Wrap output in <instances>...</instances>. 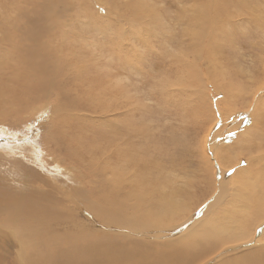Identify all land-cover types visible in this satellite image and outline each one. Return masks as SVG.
<instances>
[{
	"label": "bare ground",
	"instance_id": "6f19581e",
	"mask_svg": "<svg viewBox=\"0 0 264 264\" xmlns=\"http://www.w3.org/2000/svg\"><path fill=\"white\" fill-rule=\"evenodd\" d=\"M59 1L62 0H14V2L10 1L9 3L0 0V72L8 67L10 61L18 52V59L17 57L14 58V63L18 61L21 64L24 57H28L26 59V64H24L26 65L27 71L28 69H33L40 77L38 78V75L35 76L34 73H31L30 79L27 72H25L20 65L22 73L18 70L20 73L19 75L26 80L25 84L26 86L28 85V87L23 92L19 89V97H25L27 99L25 102H28L31 106H33L35 101L42 98L41 94L35 92V87L40 89L44 97L50 94L46 85L54 75L52 70L49 72L47 68L53 61L50 60V58H44L48 56L49 51L56 50L57 52L58 49L63 55H65V53L72 54L74 57H71V60L68 61L70 63L79 61L84 65L80 68H83L84 72L86 68L87 72L91 73L89 76H93L92 74L97 75L98 71H105L106 68V71L108 68L118 71V67L124 68L127 65L126 57L129 52L131 53V51H133V48L130 47H127L129 48L127 52L122 48L124 44L129 46L127 44L132 39L135 40L139 38L136 37V32H138L139 29L143 28L141 29L143 31L147 22L151 23V27L149 28H154L156 30L163 28L164 31L167 27L166 19L163 18V15L159 12L160 10L156 9L151 0H97L100 5L106 6L108 10L116 13H113L112 16L119 18L118 24H114L110 19H105L98 24L90 22L80 29L74 28L72 32L67 33L64 31L66 29L64 27L66 23H64L62 28L59 27V31L53 32L55 34H53L55 36L53 38L59 40H57V42H59V44H56L57 47L54 48L52 46L55 41L52 44H50L49 41L50 48L45 54L42 53L45 56L40 59L35 53L36 49H34L32 41L37 39V36L41 35V33L43 34V30L47 29L48 32L49 28L46 25L48 21L45 23V19L49 14H53L56 11V9H53L54 7L52 8V4L55 6ZM89 1L90 0H68L66 2L64 1V3L67 4V7L69 6L74 10L77 9L80 11V8L87 10L88 17H91L90 8L88 7ZM156 1L158 2V0ZM241 1L242 0H203L202 5L199 6V4H197V6L195 4L192 6L193 10H190L193 11V14L189 11L191 16L190 14L188 15L187 9H180L178 13H176L182 30V32H180V39H182V41L186 39L187 44L179 42V44L181 43L179 54L169 56L172 59H170V61L166 58L164 60L163 58L159 59V56L156 55L152 56V47L147 46L149 50L147 60L145 59L146 61L144 62L139 59V64L147 65L148 68L154 67L152 68L154 70L157 68V70L159 69L162 71L165 77L168 74V77H171L173 74L172 77L175 75L176 78H178L177 81H175L178 83V86L185 84V86L195 88L194 90L196 91H200L205 87L207 81L206 76L215 84H218L217 81L219 78L223 79H221L223 83L225 79L226 82L223 86L227 95H231L235 98V100H232V102H229L227 105L228 107L234 108H232L230 112H227L226 121L228 124L224 126V128H226V135L233 136L235 134L233 133L234 130L240 125L233 126L231 130H229V127L233 125L236 120L241 118V116H246V121L248 117L251 118V115H243L245 113H241V110L249 111L250 109L253 113L254 120L258 122L251 127H245L246 132H243L240 137L242 141L245 140V138L247 139V137H249L248 135H250V138L246 141L247 147L244 148L243 145L245 144L241 145L243 147L239 146V149L241 148L243 151L245 149L248 155H250L247 160L248 164L245 167L238 168V166H240L237 164L240 160L239 158H230L226 156L227 159L225 160L224 152L228 153L227 150L229 151L228 143L226 145L221 141L219 145L217 143H212V147L211 145L207 146L206 141L212 131V127L202 131L204 132L202 136L199 134L202 142L193 145L196 150L189 151V154H187V158L189 156L193 158V154H195L194 151H196V156L198 154L201 157L199 162H193L192 158L187 160L185 158L186 156L184 157L186 154H182L180 158L175 153L173 155L174 157H172L174 158V162L172 161L173 164L192 161L198 168V175L204 176V178H200L201 176L197 177L202 184L200 185L194 182L196 183V191L192 189V192L178 190L177 188L168 195L160 193L156 189L157 180L154 176H151L149 173H142L140 175L133 174L135 171L139 173L138 169L140 166L137 165L135 167L132 160L128 162L129 169L124 170L125 164H127L126 151L123 157L120 158L122 164L120 165L119 161L115 162V164H119L120 167H115L111 170L108 168L109 163H101L103 160L97 161L94 157H84V163L79 170L80 174L77 178L78 182L76 183V179L71 182L81 185L82 188H71V196L63 194L65 200L70 203L71 209L68 211L65 204L60 201L61 198H59V194L61 192L59 191L58 181H56L54 177L51 176L53 182L56 183H54L56 185L54 189H50L46 192L39 187V184L44 183L48 185L49 183L43 175V170L46 166L41 162L40 158V148L42 147H40L41 143H38L40 140L36 142V139L32 137L22 140L18 139L19 141L16 142L18 144L13 145L14 148L11 149L12 146L9 145L10 142H5L4 139H1V136L6 137V135L9 134L5 133V128H1V126L0 143H2V147H0V150H8L14 155L7 158L0 153V160L2 159L1 157H5L4 159L9 162V171L14 168V182L6 184L0 181V264H17L14 254L20 252L21 255L19 258L24 260L22 264H197L200 259L211 253H214L215 260L219 261V264H264V57L257 56L258 60L263 62L262 69H254L255 76L252 78L253 82L251 83L253 86H256V89L250 91L248 94L249 90L246 87H250L248 86L249 79H247L245 72L241 70L240 67L232 64L231 61L234 60V58L230 54V50L234 47V43L237 45L246 44L248 47L260 46L259 48H264V16L260 14L262 11L264 14V7L262 8L259 7L260 5H257L256 9L258 13L255 15L247 9L249 5H241ZM256 1L260 2V0ZM157 2L156 6L158 4ZM260 4L262 5V2ZM25 5L27 7V12L23 10L25 9ZM63 6H65V4H63ZM96 7L100 11L104 9L98 4H96ZM166 7L169 9L170 6ZM22 11L26 13L21 18H17L20 19L21 22H19L20 20L15 21L12 16L15 15V12L21 14ZM163 11L165 12V10ZM56 15L57 14H54V16ZM62 19L63 18H61V21ZM241 22L244 24V27L241 25ZM21 24L24 27H21ZM51 24H55V22ZM68 25H71L72 28V23ZM125 26H127L126 29H124ZM25 27L28 28L29 31H27ZM104 28L113 30V34H104ZM22 29L25 30L24 35L19 34V31ZM49 35V38H51L52 33ZM128 36L131 37L127 38ZM53 38L51 39L54 40ZM145 38L146 37L143 39ZM169 38H167V43L171 45ZM46 39H48V36ZM84 39H87V42L81 41ZM159 43L164 44L165 40ZM141 44L143 45V43ZM40 46L42 47V44ZM36 47H38L37 44ZM133 47H135V45ZM163 50L164 49L161 51ZM138 51L139 50H137V52ZM154 51L156 50L154 49ZM96 53H98L97 55L102 61L101 63L98 60L99 68H102L100 70L94 68L95 66L93 68L89 67L88 64L96 58L94 57ZM30 55H37L39 57H37L38 67L34 65L33 67L30 66V64H32L29 63ZM131 55L134 57L137 53L133 51ZM160 55L166 57V55L169 54ZM56 56L54 58H56ZM103 57H105L106 60L103 59ZM231 58L233 59L231 60ZM59 61H62V59H59ZM203 63L208 65L207 72L203 67ZM53 64H55V61ZM257 66H259V64H257ZM179 69H181L180 72ZM104 71L99 74L103 76V79L99 78L98 82L100 80L105 83L106 76ZM203 71H205V73H203ZM111 72L114 73V71ZM6 73L8 72H5V74ZM184 73L185 75H180ZM108 74L112 76L111 73ZM261 75L263 77L262 82L260 80L257 81L255 77ZM8 77H10V75ZM18 77L14 76V78ZM2 78L3 76L0 77V97L5 100V103L1 104V107L11 104L15 109H30L31 107L23 108V105H20L19 101L14 98L18 91H12L13 89L11 90L7 85L8 83H5ZM110 78L111 77L107 79L108 82H111ZM161 79L163 80V78ZM229 80H238V89L241 91L240 93L245 95V99H248L249 96L252 101L247 103L245 100L243 101V98L242 101L245 103H234L240 100L237 94L239 90L232 92L231 90L234 86L231 88L230 85L232 84H229ZM15 82L18 83L16 80ZM75 83H77V81ZM117 83L121 88L125 86L121 85L119 82ZM166 83L168 82L166 81ZM87 86H89V89L90 85L87 84ZM164 91L166 92L167 90ZM97 92L98 91H96V93ZM121 92L122 94L124 93L122 89ZM182 92L183 91H181V93ZM61 94L63 93L61 92ZM124 95L126 96V94ZM117 98L120 100L119 97ZM110 99H112V97ZM15 102L18 103V106L15 105ZM137 103H139V101H137ZM236 104H238L237 107H235ZM139 108L141 111V107ZM105 110H107V112L109 111L106 106ZM207 112L208 108L198 112L194 110L191 111L197 124L204 123L201 118ZM15 113H17V111ZM74 116H79V114ZM104 116L105 113H101V115H96V118L105 119ZM133 118L135 119V117ZM139 118L138 121H140ZM75 120L76 119L73 118L70 121V126L71 123L73 125L75 124ZM77 121H80V119ZM104 122L106 123V119ZM80 123V130H82L83 126H86V128L88 127V125L81 121ZM106 124L110 126L109 123ZM131 124L133 125L132 122ZM14 125L16 124L14 123ZM57 126H59V123ZM130 128L129 126L128 129L132 130ZM128 129L127 131H129ZM116 131L118 132L116 129L106 130V132L103 133L100 131L95 132L98 133L97 135H91V133H89V139L87 138V140L82 138L83 136L80 132L74 131L68 134L66 133L64 139L69 146H77V149L83 152V154L90 153L88 149V145L90 144L91 147H96L98 153H102L105 151L102 141H107L111 145L110 159L109 157L108 159L105 157L103 159L111 163L112 155L114 154L113 144L120 136ZM141 131H143V129H141L140 132ZM215 136H217V134H215ZM12 138H14L13 135ZM14 140L16 139L14 138ZM182 143L183 142L178 146H172V148L177 150L182 146ZM129 145L127 148H129ZM65 149L68 150L70 154L73 151L66 147ZM128 150L129 153L132 152L136 153L138 157L141 156L139 158V164H142L144 161V152L141 155L140 151L132 149L131 145ZM151 154L152 153H150V156H152ZM237 154L240 155V158L242 157V154ZM85 158H87V160ZM243 158H245V156ZM81 159L83 160V158ZM136 160L137 159H134V161ZM70 163L74 164L75 161L73 160ZM100 164H102V166ZM48 172L50 175L51 170ZM98 173H103V175L101 176ZM99 175L101 177H98ZM202 179L204 180L202 181ZM193 187L194 186H192V188ZM51 190L55 191L56 196L51 193ZM155 195H157V198H155ZM57 219H63L67 224L66 226L74 227V229L64 232L61 231L62 233H59L60 230L57 231L53 228L54 226L52 227V223L55 220L57 221ZM176 234L179 236L178 240L172 237L173 235L177 236ZM156 242L160 243L162 247L157 245ZM236 247H242V249L238 248L239 250L235 251L237 254L233 255L237 256L233 257V259H228V255L222 257L217 256L227 248ZM14 249L17 252L14 253Z\"/></svg>",
	"mask_w": 264,
	"mask_h": 264
},
{
	"label": "rangeland",
	"instance_id": "374dc122",
	"mask_svg": "<svg viewBox=\"0 0 264 264\" xmlns=\"http://www.w3.org/2000/svg\"><path fill=\"white\" fill-rule=\"evenodd\" d=\"M3 1L4 2L7 1V3H9L10 1L14 2V0H3ZM64 1L66 2L68 0L59 1L56 4L57 6L56 5L54 6V4H52L53 5L52 8L54 7L53 9H56V11L53 14H49L47 16V17H51V18L46 17V19H45V23L48 21L46 23L47 27L49 28L48 32H47V29L43 30L44 35L41 33V35L37 36V39L32 41V43L34 44V49H36L35 53L40 57V59H42V57L45 56L43 54H45L49 50L50 44H52L54 41H55V43H53L52 46L54 48L57 47L56 44H59V42H57V40H58L57 38H53V37H55L54 33L59 31L60 28H62V25H64V23H66L64 26L66 29L64 31L67 33L72 32L74 28L80 29L82 26L89 24L90 22L98 24L99 22H101L105 19H110L111 21L114 22V24H118L119 18H115L112 16L113 13L114 14H116V13L114 11L111 12L110 10H108V7L100 5L97 2V0H90L88 2V7L90 8V12H91V17H88V11L87 10H85L83 8H80V11L77 9H75V10L71 9V7H69V6L67 7V4L64 3ZM83 1H87V0H83ZM160 1L158 0V2H157L156 0H151V2L155 5L156 9L160 10L159 12L161 15H163V18L166 19L167 27L164 30L165 32L163 31V28H161L159 30H156L154 28H149V27H151V23H149V22H147V24L145 26V29L147 27L146 30L144 29L142 31L141 29H143V28L139 29L138 32H136V35H137L136 37L137 38L139 37L142 41L139 38L135 39V40L132 39L127 44L129 46H126L124 44L126 49L124 46L122 48L126 52L129 49L127 47L133 48L132 50L135 51L137 53V55L132 57L131 53L133 51L129 50V51H131V53L129 52L127 57H126L127 65L124 68L118 67V71H116L115 69L111 70L110 68H108L107 71H106L107 68L105 69V71L103 70L105 73V76H106V81H105L106 84L101 82L100 80L98 82L99 78L103 79V76L99 75L103 71H98L97 75L92 74L94 77L89 76V75H91V73H88L86 68H85V72H84V69L80 68L84 65L81 64L79 61L74 62V63H70L68 61V60H71V57H74V56H72V54L65 53V55H63L58 49H57V52L59 54L56 52V50H51L53 52L49 51L48 56L44 57L46 59L50 58V60H52L53 62L55 61V64H53V62L51 61L52 62L51 65L48 66V68H47V70L49 72L52 70V73L54 75L53 76L54 78L51 77L50 82L46 85L50 94L47 95L48 97L46 95L44 97V95L41 93L40 89L38 87H35V92L41 94L42 98L35 101L33 106H31L28 102H25L27 100L25 97H19L20 96L19 89L21 92H23L28 87V85L26 86V84H25L26 80H24L19 75L20 73H22V71L20 70V65L23 67L25 72H27L28 77L30 79H31V77H30L31 73H34L35 76L38 75V74H36V72L33 71V69L32 70L28 69L29 72L27 71V68L25 67L26 65H24V64H26V59L28 57L27 56L24 57V59L21 61V64L18 61L16 63H14L13 60L16 57L18 59L17 54L19 52L16 54L17 56L14 54L15 56L10 61V64L8 65V67L0 72V77L3 76L2 80L5 83H8L7 85L11 88V90L13 89L12 91H16V90L18 91V92H16L14 98L19 101L20 105L22 104L23 108L24 107L25 108H29V107L32 108V109L30 108L27 110H22V109H17V108L15 109V107L11 104H7L6 106L1 107V104H4L5 100L2 97H0V127L1 126H2L1 128L4 127L5 128L4 132L9 133L8 135H6V137L1 136V139H4L5 142H7V141L10 142L9 145L12 146L11 149L14 148L13 145L18 144L16 142H18L19 140L25 139V138L32 137V138L36 139L35 140L36 142H38L40 140L38 142V143H41L40 147L42 146L40 148V158H41V162L43 164H45V166H46L45 169L43 170V175L49 183H48V185H46L44 183L39 184V187L41 190L46 191V192L50 189H54L56 186L55 185L56 183L53 182V179H52V177H54V179H56V181H58V184H59V191L61 192L59 194V198H61L60 201L65 204L68 211H70L69 209H71L70 203H68L65 200V196H63V194L71 196L72 195L71 188H74V187L77 189L82 188L81 185L71 183V182L74 181V179H76L75 180L76 183L78 182L77 178L79 177V174H80L79 170L81 169V166L84 163V157H94L97 161L103 160L101 163L102 164H104V162L106 164L109 163L108 168L111 170L112 168L114 169L115 167L116 168L120 167V165L122 164V162H120L121 161L120 158L123 157V154L126 151L127 164H125L124 170L129 169L128 162H130L132 160L133 164H135V167L137 165L140 166L139 169L137 168L139 173H137L135 171V172H133V174L134 175H140L142 173H149L151 176H154L157 180L156 181V186H157L156 189L160 193H162L164 195H168L173 190L175 191L177 188H178V190H183V191L187 190L188 192H192V189L194 191H196L195 190L196 183H199L200 185L202 184V183H200V179L198 180L197 177L201 176L200 178H202V177L204 178V176H202L200 174L198 175V173H197L198 168H197L196 164H193V162H199L201 157L198 154H197L198 157L196 156V151H194L195 154H193L194 159L189 155H188L189 157L187 158V154H189V151L196 150L195 146H193V145L197 144L198 142L199 143L202 142L201 136L204 133L202 131H204L206 129L208 130L209 127H212V131L210 133L211 136L209 135V137H208L209 139L207 138V141H206L207 146L211 145L212 143H217L219 145V143L221 141L224 142L226 145L228 143L229 151L227 150V152L229 154L224 152L225 160L227 159L226 156H229L230 158H239L240 160L237 164H239L240 166H238V168L245 167L248 164L247 160L249 159L250 155H248V152L245 149H244V151L241 148L239 149V146H241L242 144H245V145H243L244 148L247 147L246 141H247V139L250 138V135H248L249 137H247V139L245 138V140H242V141L240 140L241 139L240 137L242 136L243 132H246L245 127L246 128H248L249 126L251 127L258 122L256 120H254L253 113H252V111H250V109H249V111L241 110L240 111L241 113H245L243 115H246V114H248L249 116L251 115L250 116L251 118L248 117V120L246 121V119H245L246 116H243V117L241 116V118L236 120L233 123V125H231V126L228 125V126H230L229 130H231V128L233 126H238V125H240L239 127H242V128L236 127L237 129L234 130L233 133H235V134L233 136L226 135L227 134L225 132L226 128H224V126H225V124L226 125L228 124V122L226 121L227 112H230V110L232 108H234V107H228L227 105L229 102H232V100H235V98H233L231 95H229V96L227 95L226 90L223 86L226 82L225 79H224V83H223V81H222L223 79L221 78L222 79L221 80L219 78V80L217 81L218 84H215L212 81H210L206 76L207 81H206L205 87L203 89H201L200 91H196V90H194L195 88H190L188 86H185V84H183L182 86H178V83L175 82V81H177L178 78H176L175 75H174V77H172L173 74L171 77H168L169 74L165 77V75L159 69L157 70V68H155L156 70H154V69H152L154 67L148 68L147 65H140L139 64V59L141 61H144V62L147 60L148 51H149L147 46L152 47V50H151L152 56H155V55L159 56V59L163 58V60H164L166 58L170 61L171 58L169 56H175V55L179 54V51L181 48L180 47L181 43L179 44V42H184L185 44H187L186 43L187 40L184 39V41H182V39H180V34H181L180 32H182V30H181V26L179 25L180 23L178 21V18L176 17L177 16L176 13H178V11L180 9L184 8V9L188 10V11L186 10L188 15L190 14V12H191V14H193V11H191V10H193L192 6H194L195 4L196 5L199 4V6H200L203 3V0H160ZM198 1H199V3H198ZM249 1H251V2H249ZM156 2L158 3L157 6H156ZM185 2H186V4H185ZM256 2H259V1L242 0L240 3H241V5H246V6L249 5V8L247 7V9L256 15L258 13L256 6L260 5L259 7L263 8L264 7V5H263L264 0H260L259 3H256ZM261 2H262L263 6L260 4ZM59 3H60V5H59ZM145 3H146V1H145ZM63 4H65V6H63ZM96 4H98L99 6L104 8L103 11L98 10L96 7ZM166 6H168V7L170 6L169 9ZM24 8L25 9H23V10H25L27 12L26 5ZM62 8H63V10H62ZM163 10H165V12ZM25 11H22L21 14H18L15 12L14 16L15 17L17 16V17L15 18L14 16H12L13 19L15 21H19L20 19H17V18H21L26 13ZM172 11H173V13H172ZM75 13H77V14H75ZM253 13H252V15H253ZM54 14H57V15L54 16ZM59 14H60V17H59ZM191 14H190V16H191ZM260 14L262 16H264L263 11ZM81 15H83V16H81ZM78 16H80V17H78ZM76 17H78V18H76ZM61 18H63L62 21H61ZM79 18H81V19H79ZM19 22H21V20ZM54 22H55V24H51ZM123 22H126V21H123ZM67 23L68 24L72 23V28H71V25H68ZM148 23H149V25H148ZM241 25L244 27V24H242V22H241ZM168 26L170 27V29ZM21 27H24V26L21 24ZM126 28H127V26H125L124 29H126ZM53 29H55V30H53ZM56 29H58V30H56ZM26 30L29 31L28 28H26ZM168 30H170V31H168ZM144 31H145V33H144ZM62 32H63V29H62ZM112 32H113V30H109V28H104V34L110 35V34H113ZM168 32L170 33V35ZM51 33H52L51 38H53L54 40L49 38V36H50L49 34H51ZM141 33H142V35H141ZM19 34L24 35L25 30L24 29L20 30ZM47 36H48V39H46ZM92 36H93V33H92ZM143 36L146 38L143 39L144 38ZM150 36H151V39H150ZM130 37L131 36H128L127 38H130ZM167 38L170 39L169 42H171L172 46L167 43ZM41 40H42V42H41ZM138 40L140 41V43ZM161 40L162 41L165 40V43L164 44L159 43V42H162ZM81 41L87 42V39H84ZM84 42H82V43H84ZM144 42H145V45H144ZM153 42H154V47H153ZM45 43H46V45L48 43V45H47L48 47L45 45ZM141 43H143V45ZM36 44L38 45V47H36ZM41 44H42V47L40 46ZM43 44H44V46H43ZM134 45H135V47H133ZM158 45H160V46H158ZM140 46H141V48H140ZM145 46H146V48H145ZM233 46L234 47L231 48V50H230V54L232 55L234 60H232L233 58H231V60H232L231 62L234 66L240 67V69L245 72L247 79H249L248 80L249 81L248 86H250V87H246L249 90L248 91V94H249L250 91L256 89V86H253L251 82H253L252 78L255 76L254 69H256V68L262 69V63L263 62L258 60L257 56H263L264 57V52H263L264 48H259L260 46L248 47L246 44L237 45L236 43H234ZM83 47H85V46H83ZM166 47H167V49H166ZM154 49L156 51H154ZM162 49H164V50L161 51ZM137 50H139V51L137 52ZM54 51L56 52V54ZM169 51H170V53H169ZM256 51L258 52V54ZM164 52H166V53H164ZM97 54L98 53H96L94 55V57H96V58L91 63H88V64H89V67L93 68L95 66L94 68L100 70L102 68H99L100 66H99L98 62L100 61L102 63V61L100 60V58ZM160 54H163V55L169 54V55H166V57L165 56L162 57ZM37 55H34V56L30 55L29 56V58H30L29 63H32V64H30L31 67H33V65L38 67L37 63H38L39 57ZM54 55L55 56L57 55L56 58H54L55 57ZM129 58H130V60H129ZM132 58H134V59H132ZM59 59H62V61H59ZM103 59H105V57H103ZM107 59H109V58H107ZM159 59H158V61H159ZM257 64H259V66H257ZM57 65H58V67H57ZM9 67H11V68H9ZM203 67L205 68V70L207 72L208 65L203 63ZM16 68H17V70H16ZM131 68H133V69H131ZM137 69H138V71H137ZM18 70L20 71V73ZM180 70L181 69H179V72H180ZM111 71H114V73H112ZM5 72H8V73L5 74ZM138 72H140V73H138ZM17 73H18V75H17ZM108 73H111L112 76H110ZM153 73H154V76H153ZM203 73H205V71H203ZM8 74L10 75V77H8L9 76ZM83 74H84V76H83ZM262 74H263V72H262ZM180 75H185V73L180 74ZM14 76L15 77L19 76L20 79H19V77L14 78ZM95 76H96V78H95ZM37 77L39 78L40 76L38 75ZM66 77H68V78H66ZM109 77H111L110 79H111L112 83L107 81V79ZM161 78H163V80ZM157 79H158V81H157ZM255 79L257 81L260 80L262 82L263 77L261 75V76L255 77ZM15 80L18 81V83L15 82ZM76 81L78 84L75 83ZM86 81H88V82H86ZM166 81L168 83H166ZM117 82H119V83H121V85H125V86H122V88H121ZM81 83H82V85H81ZM86 83L88 85H90L89 89H88L89 86H87ZM219 83L220 84L223 83V84L220 85ZM83 84H85V85H83ZM99 84H100V87H99ZM110 84H111V86H110ZM168 84H169V86H168ZM229 84H232V85H230L231 88L234 86L233 89L231 90L232 92H236L237 90H239L238 89V85H239L238 80H233V81L229 80ZM13 86H15V87H13ZM172 86H173V88H172ZM94 87L98 88L99 90L94 88ZM108 87H110V88H108ZM84 88H86V89H84ZM168 88H170V89H168ZM121 89L124 92L123 94L121 92ZM91 90H93V91H91ZM102 90H103V92H102ZM164 90H167V91L165 92ZM168 90H169V92H168ZM96 91H98V92L96 93ZM159 91H160V93H159ZM181 91H183V92L181 93ZM61 92L63 94H61ZM118 92H119V94H118ZM240 92H241L240 90L237 91V94L239 95L240 100L235 101L234 103L241 104L244 100L247 103L248 102L250 103L252 101V99L249 98V96H248V99H245V95H242ZM124 94H126V96ZM116 95H118V96H116ZM111 97H112V99H110ZM117 97H119L120 100ZM63 98H65V99H63ZM91 98H92V100H91ZM95 98H97V99H95ZM242 99H243V101H242ZM94 100H97V101H94ZM117 100H118V102H117ZM137 101H139V103H137ZM245 102H243V103H245ZM115 103H116V105H115ZM15 105L18 106V103L15 102ZM92 106H93V108H92ZM105 106L109 110L108 112H107V110H105ZM237 106H238V104L235 105V107H237ZM139 107H141V111H140ZM136 108H138V109H136ZM205 108H208V112L201 118V120L204 121V123L197 124V122L194 120V117H193V114L191 113V111L194 110L195 112H198V111L203 110ZM186 109H188L189 111ZM16 111H17V113H15ZM70 112H71V115H70ZM101 113H105L104 118L106 119V123H109L110 126L104 122L105 119L96 118V115H101ZM76 114H79V116H74ZM126 116L127 117L129 116V117L127 118ZM121 117L122 118L124 117L123 120ZM130 117H131V119H130ZM133 117H135V119ZM139 117H141V118H139ZM73 118L76 119L75 124H74L76 126H74L72 123L70 126V121ZM138 118L140 121H138ZM78 119H80V121L82 123L88 125V127L86 128V126L85 127L83 126L82 130H80L79 126L81 123H80V121H77ZM118 121H119V123H118ZM131 122L133 123V125L131 124ZM14 123L16 125H14ZM58 123H59V126H57ZM146 124H148V125H146ZM141 125H142V127H141ZM25 126H27V127H25ZM129 126L131 127L130 129H132V130L128 129ZM137 126H138V128H137ZM27 128L30 130H28ZM104 129H105V131H104ZM115 129L118 130V132L117 131L116 132L119 133L120 136L117 138L116 142L113 144L114 145V147H113L114 148V154L112 155V162L111 163L106 162L103 159L104 157L107 159L109 157V159H110V154H111L110 153V147H111V145L107 141H102V143L104 145L103 148L105 149V151H103L104 153L103 152L98 153L96 150V147L95 146L91 147L90 146L91 144H90V145H88L89 146L88 149H89L90 153H92V154H90V153L83 154V152H81L80 150L77 149L78 148L77 146H69L67 144V141L64 139L66 133L68 134V133L74 132V131L80 132L83 136L82 138H85V140H87L89 133H91V135L92 134L97 135L98 133H95V132L100 131L103 133V132H106V130H115ZM127 129L129 131H127ZM141 129H143L144 132L143 131L140 132ZM85 132H87V133H85ZM109 133H111V132H109ZM138 133H142V134H138ZM127 134H129V135H127ZM183 134H185V135H183ZM215 134H217V136H215ZM12 135L16 140H14V138H12ZM123 137H124V139H123ZM117 141H118V143H117ZM240 141H241V143H240ZM181 142H183L184 144L182 143V146L179 147L177 150L172 148V146L181 145ZM128 143L129 144L131 143L130 145H131L132 149L139 150L141 155L144 152V161L142 162V164H139V158L141 156L138 157V155L136 153H132V152L129 153L128 149H130V145ZM128 145H129V148H127ZM63 146H65L66 148H68L70 150H73L71 152V154ZM237 146H238V149H237ZM243 146H241V147H243ZM0 147H2V143H0ZM211 147H212V145H211ZM182 148H183V150H182ZM184 149H186V150H184ZM121 150H124V151H121ZM159 150H161V151H159ZM237 150H238V152H237ZM0 151H1L0 152L1 155L5 156L7 158H10V156L14 155L11 152H9L8 150H0ZM170 151H171V153H170ZM180 151H182V152H180ZM150 153H152L151 154L152 156H150ZM175 153L180 158L182 157V154H186V155H184V157L186 156L185 158L187 160H189V158H192L193 162L188 161V162H183L180 164H173L174 158H172V157H174L173 155ZM237 153L242 154L241 155L242 157L240 158L239 157L240 155H238ZM98 155H100V156H98ZM59 156H61V157H59ZM145 156H147V157H145ZM244 156H245V158H243ZM1 158L2 159L0 160V163H1L0 164V181H2L3 183H6V184H10V183L14 182V179H13L14 168L11 169V171H9V162L7 160H5L3 157H1ZM81 158H83V160ZM195 158H196V160H195ZM85 159L87 160V158H85ZM134 159H137V160L134 161ZM73 160L75 161V163L71 164L70 162ZM116 161H119L120 165L115 164ZM191 162H192V164H191ZM160 163H162V164H160ZM102 164H100V165L102 166ZM130 165H132V164H130ZM152 168H153V170H152ZM131 169H133V168H131ZM142 169H143V171H142ZM50 170H51V173L49 175L48 171H50ZM44 171H46V172H44ZM98 174H100L101 176L103 175V173H98ZM100 175L98 177H101ZM189 176H191V177H189ZM63 177H64V179H63ZM203 180L204 179H202V181ZM18 181H20V180H18ZM194 182H196V183H194ZM192 186H194V187L192 188ZM51 191L50 192L54 195L55 191L54 190H51ZM46 192H44V193H46ZM54 196H56V194ZM155 198H157V195H155ZM66 225L67 224L63 219H57V221L55 220L52 223V227L54 226L53 228L55 230H57V231L60 230L59 233L74 229V227H70V226H66ZM176 235L177 236L173 235L172 237L174 239L178 240L179 236H178V234H176ZM158 242H161V241H158ZM158 242H156V243H157V245L160 246V243H158ZM160 247H162V246H160ZM238 248L237 247L236 248H227V249H225V251L219 253V255H217V256L222 257L225 255H228L227 256L228 259H233V257L237 256V255H233V254H237V252H235V251L242 249V247H240L239 249ZM15 249H14V253L17 252ZM245 249H246V247H245ZM191 253H193V252H191ZM14 255H15V259H16L17 264H22V262L24 263V260H21L19 258L21 255V252L15 253ZM207 256L200 259L197 262V264H219V261L215 260L214 253L208 254ZM185 259H187V258H185Z\"/></svg>",
	"mask_w": 264,
	"mask_h": 264
}]
</instances>
